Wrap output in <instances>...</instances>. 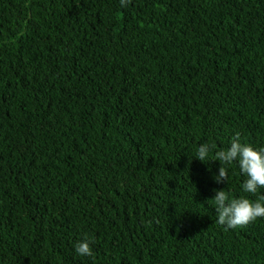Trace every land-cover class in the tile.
<instances>
[{"label": "trees", "instance_id": "trees-1", "mask_svg": "<svg viewBox=\"0 0 264 264\" xmlns=\"http://www.w3.org/2000/svg\"><path fill=\"white\" fill-rule=\"evenodd\" d=\"M264 147V0H0V264H264L213 197ZM92 238V255L74 243Z\"/></svg>", "mask_w": 264, "mask_h": 264}, {"label": "clouds", "instance_id": "clouds-1", "mask_svg": "<svg viewBox=\"0 0 264 264\" xmlns=\"http://www.w3.org/2000/svg\"><path fill=\"white\" fill-rule=\"evenodd\" d=\"M131 0H119L121 8H126ZM213 146L201 143L196 149L194 157L202 163L218 161L220 167L214 177L217 184L227 183V169L224 165L235 164L240 174L244 177L241 190L245 194L255 196L264 189V147H255L242 143L239 134H236L227 148L215 151L212 156ZM216 212V223L226 230L236 229L264 218V195L258 199H249L247 196L231 197L224 190H215L212 198ZM92 238L84 237L74 243V252L77 256L87 257L92 255Z\"/></svg>", "mask_w": 264, "mask_h": 264}]
</instances>
